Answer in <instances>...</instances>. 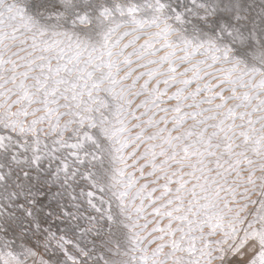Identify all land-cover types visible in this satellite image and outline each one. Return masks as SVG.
I'll return each instance as SVG.
<instances>
[{
  "label": "snow or ice",
  "instance_id": "snow-or-ice-1",
  "mask_svg": "<svg viewBox=\"0 0 264 264\" xmlns=\"http://www.w3.org/2000/svg\"><path fill=\"white\" fill-rule=\"evenodd\" d=\"M0 264H264V0H0Z\"/></svg>",
  "mask_w": 264,
  "mask_h": 264
}]
</instances>
